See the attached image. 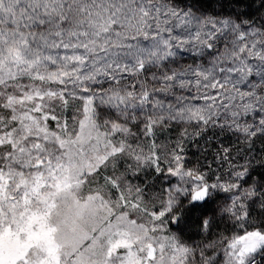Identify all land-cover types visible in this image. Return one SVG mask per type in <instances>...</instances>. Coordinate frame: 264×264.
Instances as JSON below:
<instances>
[{
  "label": "snow or ice",
  "instance_id": "1",
  "mask_svg": "<svg viewBox=\"0 0 264 264\" xmlns=\"http://www.w3.org/2000/svg\"><path fill=\"white\" fill-rule=\"evenodd\" d=\"M0 264H264V0H0Z\"/></svg>",
  "mask_w": 264,
  "mask_h": 264
},
{
  "label": "trees",
  "instance_id": "2",
  "mask_svg": "<svg viewBox=\"0 0 264 264\" xmlns=\"http://www.w3.org/2000/svg\"><path fill=\"white\" fill-rule=\"evenodd\" d=\"M192 3H193V0H182V6L184 4L191 5ZM217 10L219 9L217 8ZM179 130H180L179 128H175L171 132L166 131V132L160 133L158 137V143H168L170 140H174L175 137L178 135ZM225 143H227V140H225ZM216 144L217 142L215 140H213L212 143L205 144V140L200 139L199 147H197L195 143L189 142L186 145V151H187L189 159L191 160L192 163H196L197 161H199V163L202 165L212 163V155L215 152ZM202 149L203 151H201ZM205 157H207V159H205ZM151 181H152L151 183L153 184L157 182L156 178L154 177L151 179ZM140 183H143V182H140ZM215 208H216L215 203L210 205L208 209V213L211 214ZM190 215H191V219L188 221V224L186 225L189 233L187 234V237L185 240L189 242H195V243H200L202 241H205V235L199 231V225L197 224V218L201 215V213L199 211H196V212H192ZM217 221H218V227L213 228V235L209 237L211 239H214L216 237L215 233L224 231L225 226L227 224V222L224 220H221L219 216L217 217ZM172 227L173 229H175L174 225Z\"/></svg>",
  "mask_w": 264,
  "mask_h": 264
},
{
  "label": "rangeland",
  "instance_id": "3",
  "mask_svg": "<svg viewBox=\"0 0 264 264\" xmlns=\"http://www.w3.org/2000/svg\"><path fill=\"white\" fill-rule=\"evenodd\" d=\"M71 115H72V112L66 114V116L69 119L71 118ZM121 171H123V168H121ZM151 174L152 173L149 170V171L140 173L139 174V178L131 177L130 176L129 179L131 180V182L133 184H139L142 187L145 186V185H148V187L146 189V194H149V193H151V194H157L162 187L166 186V184L165 183H162L159 178H156L154 176V174L153 175H151ZM147 176H148V178H147ZM153 177L156 178V180H157V182L155 184L151 183L152 182L151 179ZM140 182H143V183H140ZM222 200H223V194H221V198H220V201H222ZM227 226L229 228L231 227L230 224L227 225ZM173 230H175V229H173ZM188 233H189V231L187 230V226L185 225L184 226V232H183L184 239H186Z\"/></svg>",
  "mask_w": 264,
  "mask_h": 264
}]
</instances>
